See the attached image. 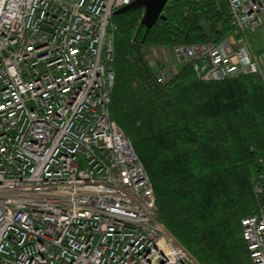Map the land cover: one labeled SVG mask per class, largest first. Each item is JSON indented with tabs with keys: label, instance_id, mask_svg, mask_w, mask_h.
I'll list each match as a JSON object with an SVG mask.
<instances>
[{
	"label": "built area",
	"instance_id": "obj_1",
	"mask_svg": "<svg viewBox=\"0 0 264 264\" xmlns=\"http://www.w3.org/2000/svg\"><path fill=\"white\" fill-rule=\"evenodd\" d=\"M135 1L0 0V264H201L160 222L145 169L110 116L111 20ZM220 1L232 34L176 46L175 66L191 64L204 81L264 80V52L249 42L264 0ZM260 179L261 205L241 222L253 264H264Z\"/></svg>",
	"mask_w": 264,
	"mask_h": 264
},
{
	"label": "trees",
	"instance_id": "obj_2",
	"mask_svg": "<svg viewBox=\"0 0 264 264\" xmlns=\"http://www.w3.org/2000/svg\"><path fill=\"white\" fill-rule=\"evenodd\" d=\"M229 11L220 0H169L147 33L141 8L111 20L110 116L145 169L160 222L201 264H253L241 221L261 205L254 184L264 175V80L204 81L188 64L161 82L150 54L224 41Z\"/></svg>",
	"mask_w": 264,
	"mask_h": 264
},
{
	"label": "water",
	"instance_id": "obj_3",
	"mask_svg": "<svg viewBox=\"0 0 264 264\" xmlns=\"http://www.w3.org/2000/svg\"><path fill=\"white\" fill-rule=\"evenodd\" d=\"M168 2L169 0H136L114 14L118 15L125 13L130 9L141 8L144 13L140 25L146 28L147 33L164 17L162 14Z\"/></svg>",
	"mask_w": 264,
	"mask_h": 264
},
{
	"label": "crops",
	"instance_id": "obj_4",
	"mask_svg": "<svg viewBox=\"0 0 264 264\" xmlns=\"http://www.w3.org/2000/svg\"><path fill=\"white\" fill-rule=\"evenodd\" d=\"M249 42L251 44V48L254 51V53L260 54L264 52V15L262 16L261 19V25L259 28H257L253 33L249 35ZM166 50L168 51V57L166 58L165 55L163 54V51ZM154 51V53L152 52ZM151 53L153 54V58H158L163 60V62L166 64V66L169 67V71L172 72H177L176 69L179 68L176 66L174 69L175 65V59L172 58V53L170 49L166 48H158L152 50ZM174 69V71L172 70ZM178 70V69H177Z\"/></svg>",
	"mask_w": 264,
	"mask_h": 264
},
{
	"label": "rangeland",
	"instance_id": "obj_5",
	"mask_svg": "<svg viewBox=\"0 0 264 264\" xmlns=\"http://www.w3.org/2000/svg\"><path fill=\"white\" fill-rule=\"evenodd\" d=\"M140 22H141V21H140ZM152 50H154V48H152L151 51H152ZM170 51H171V53H172V58H174L175 54L173 53V50L170 49ZM152 52L154 53V51H152ZM167 52H168V51H166V50L163 51V54L165 55L166 58L168 57ZM150 55H151V57H153V54H152V53H151ZM160 59H161V58H160ZM177 67H178V66H177ZM175 68H176V66L174 65V69H175ZM177 69H178V68H177ZM177 69H176V71H177ZM84 166H85L84 159L81 158V160H80V168L83 169ZM245 219H246V218H245ZM242 220H244V219H242ZM241 222H242V221H241Z\"/></svg>",
	"mask_w": 264,
	"mask_h": 264
}]
</instances>
